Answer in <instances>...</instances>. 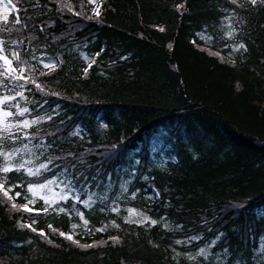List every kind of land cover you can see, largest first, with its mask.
Returning a JSON list of instances; mask_svg holds the SVG:
<instances>
[{"label": "trees", "instance_id": "1", "mask_svg": "<svg viewBox=\"0 0 264 264\" xmlns=\"http://www.w3.org/2000/svg\"><path fill=\"white\" fill-rule=\"evenodd\" d=\"M96 1L99 17L88 0H13L21 23L0 32L43 89L5 85L24 94L21 119L42 118L5 150L47 165L0 173L22 194L0 191V264H264V4ZM51 178L79 196L67 210L12 208ZM128 208L149 220L126 222Z\"/></svg>", "mask_w": 264, "mask_h": 264}, {"label": "snow or ice", "instance_id": "2", "mask_svg": "<svg viewBox=\"0 0 264 264\" xmlns=\"http://www.w3.org/2000/svg\"><path fill=\"white\" fill-rule=\"evenodd\" d=\"M231 2L233 4L237 3V0H231ZM258 2V0H250V3L252 5H255ZM259 2L261 4H264V0H259ZM88 3L90 4H95L96 0H88ZM0 6H2V14H0V21L3 22V27H0V32L6 31L7 30V25L9 24V13H15V15L12 17V21L13 23L16 24H20L21 20H20V16H19V12L20 9L17 5V3H14L13 0H0ZM67 6V5H66ZM178 9L183 7V5H178L177 6ZM100 5H97L96 8L93 9L94 15L96 17L100 16ZM69 11H72L71 7H69ZM76 15H79L80 13H75ZM92 16H88L87 19H92ZM227 19V18H226ZM43 30V29H41ZM161 31H163V29H160ZM227 35L229 37H231L233 35V33L231 31H229L227 33ZM205 39L207 40H211L212 38L210 36L206 37ZM240 49H244L245 51L246 49V45H244L243 43H240L237 47H235L233 49V51H239ZM97 55H99V53H97ZM0 61H3L2 64H0V69H3L2 71H0V76H3L5 78H9L12 80H16L17 82L23 80L26 83H32L35 84V87L37 90L42 91V86L38 83H36L35 80H32L31 78L25 77L23 75L25 69L20 68L19 64L20 63H24V61L21 60V53L16 51L15 48L12 49V51L6 52V42L3 40H0ZM14 62H18L15 63ZM95 63V60H93L91 63H89L87 68L83 69V72L85 75H87L88 70L91 68L92 64ZM45 68H53L54 69V65H49V64H44ZM19 71V75L17 74V72ZM41 75H47V73H41ZM20 87H23V84L20 85ZM17 96H20L21 98H23L24 94L23 92H17L16 93ZM15 96H3L0 97V157L3 158V163L0 164V173H4L7 174L11 171H21L22 169H25L26 163H31V161L28 162H24L23 160H21L20 162H15V158L17 156L20 155V153L22 151H27L28 150V146L24 145L23 149L20 148H12L10 150H5L4 147V143L6 140H17L19 139V137L15 136L13 134V129H22V128H29L31 127V125L38 123L39 119L42 118H37V119H33L31 121L29 120H23V121H17L16 123H12L11 122V118L15 115H19V116H24L25 113H27L29 111V109L24 108L22 110H18L17 112H13L11 110V108H19L18 105H14V104H10L11 101L15 100ZM26 138V137H25ZM47 165L45 164H41L39 166V168L33 170L31 168L27 169V174L29 176H38L40 174V170L41 169H46ZM87 179V178H85ZM55 181L54 180H47L45 183L42 184H29L27 187V192L32 194V198H30L29 196L25 195L23 197V199L25 200V203L21 206H17L16 203H12V208L15 210H22L23 212H27V213H32L34 211V209L32 207H29L30 204L34 205L36 200H35V194H36V190H44L49 188L50 185L54 184ZM20 187V185H12L10 184L7 188L4 187V183L0 182V191L3 192L4 197L8 200V201H13V196L9 195L10 192H14L15 188ZM21 192L19 191H15V198H21ZM133 195H135L133 193ZM157 195H159V193H157ZM39 199L44 201V207L41 209H36L37 213L39 212H44L47 213L49 211V208L52 206V201L49 199H46L43 195L39 196ZM61 199H66V197L61 196ZM76 199H79V196L76 197ZM87 203V201L85 202ZM56 210V209H54ZM103 210V209H102ZM59 212H64L65 209L60 208L58 209ZM112 211L114 212H118L119 209L118 208H113ZM130 214L133 213L135 210H129ZM77 215H79L81 217V219H83V213L81 212H77ZM142 215V214H141ZM149 218L147 216L143 217V220L141 222H146L148 221ZM126 222H132L130 219H126ZM33 223H35V221H33ZM85 225L87 224V221H84ZM157 223V221L152 220L151 224L155 225ZM113 224H115V222L113 221ZM26 227H28L30 230L32 231H37L36 228H33L31 224L29 225H25ZM118 227V225H116ZM49 227H51V225H49ZM73 227L75 228L76 225H73ZM96 231H103V229H96ZM39 235H41L42 237L46 238V234L43 231H40L38 233ZM61 236H64L66 239L68 240H72V236L70 235H66L65 233L61 232L60 233ZM111 240L113 241H118L117 237H110ZM190 239L194 240L197 239V237H191ZM76 242V241H74ZM78 243V242H76ZM177 243H181V241H177ZM94 245H85L84 247H93ZM200 254H205V249H200Z\"/></svg>", "mask_w": 264, "mask_h": 264}, {"label": "rangeland", "instance_id": "3", "mask_svg": "<svg viewBox=\"0 0 264 264\" xmlns=\"http://www.w3.org/2000/svg\"><path fill=\"white\" fill-rule=\"evenodd\" d=\"M5 2H6V0H5ZM97 5H100V4H99V2L96 1L94 8H96ZM0 14H2V6H0ZM11 14L12 13H9V17H10ZM1 23H3V22L0 21V24ZM226 24L229 27H233L232 26V22L229 19L226 21ZM232 30H233L232 28H229L228 29V31H232ZM0 40H2V39L0 38ZM11 51H12V49L9 48L6 45V52H9L10 53ZM232 54L235 55L234 53H232ZM47 62H49V60H47ZM2 63H3V61H0V64H2ZM15 63L16 62H14V64ZM1 70H3V69H0V71ZM15 83H16V80H12V79L9 80L8 82H4L3 79H2V76H0V97H3V96H15L16 97L17 96L16 95V93H17L16 91H13L12 89L9 90V91L8 90H5V85L6 84L7 85L8 84L9 85H15ZM10 104L18 105L17 97L15 98V100L11 101ZM11 110L13 112H17L18 110H22V108L19 106L18 109L17 108H11ZM23 120H25V119H21L19 117V115H15V116H13L11 118V122L12 123H16L17 121H23ZM26 120H28V119H26ZM28 157L29 156H25V158H23L21 160H23L24 162L31 161L30 158H28ZM175 159H176V157H173V160H175ZM160 160H162V159H160ZM163 161L165 162V160H163ZM33 163L34 162H32V161H31V163H26L25 169H22V171H26V173H27V169L28 168H31V169L35 170V169L39 168V166L41 165V164H38V162H37V164L36 163L33 164ZM41 170H40V173H41ZM47 180H54L55 183L52 184V185H50L49 188H47V189H44V190H39L38 189V190H36L35 198H39V196L43 195L46 199L51 200L52 201V206L50 208L56 209V211L58 209H60V208H63V209H66L67 210L66 204H67L68 200L73 199L74 200L73 202H75V201L78 200V199L73 198L71 196V192H69L67 190V188L65 187V185L58 178L46 179L43 182L34 183V184H42V183H45ZM126 189H127V187H122V193H125L126 192ZM30 195L32 196L31 193H30ZM61 196L66 197V199H61ZM152 196H153V198H155L156 195L155 194H152ZM147 199L149 200L150 198L147 197L146 200ZM114 208H116V207H114ZM129 210H135V211L130 214V211ZM144 216H147V215L144 214V212H142L141 210L128 208V212H127V215H126L125 218L126 219H130L131 221H136L138 223H143L141 221L143 220V217Z\"/></svg>", "mask_w": 264, "mask_h": 264}]
</instances>
